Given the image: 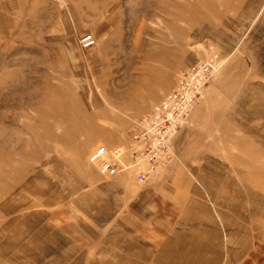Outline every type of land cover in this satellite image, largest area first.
<instances>
[{
	"label": "rangeland",
	"instance_id": "374dc122",
	"mask_svg": "<svg viewBox=\"0 0 264 264\" xmlns=\"http://www.w3.org/2000/svg\"><path fill=\"white\" fill-rule=\"evenodd\" d=\"M207 62L165 168L138 183L88 163ZM162 182L177 225L215 228L207 264L264 250V0H0V264H101L125 190Z\"/></svg>",
	"mask_w": 264,
	"mask_h": 264
},
{
	"label": "crops",
	"instance_id": "0c3cea01",
	"mask_svg": "<svg viewBox=\"0 0 264 264\" xmlns=\"http://www.w3.org/2000/svg\"><path fill=\"white\" fill-rule=\"evenodd\" d=\"M164 183L143 188L134 186L125 190V194L129 195L127 205L113 218L110 226L125 242H118L117 246L114 243L106 245L104 251L109 254L101 260V264H159L160 255H165L164 259H167L163 260V264H207L211 256H206V251H218V237H215L217 232L214 227L208 234L207 229L201 227L184 229L177 225L176 220L181 219L182 212L167 205L170 203L168 195L174 191L165 190L167 184ZM96 230L97 234L107 235L106 230L101 231L88 222V240L95 241ZM212 236L214 239H211ZM160 241H163L162 244ZM116 251L118 254H112ZM179 252L182 254L179 255ZM142 254L150 259L143 262ZM112 255L114 257L110 259ZM115 256L118 258L115 259ZM77 263L100 264L94 258H80ZM239 264H264V250H249Z\"/></svg>",
	"mask_w": 264,
	"mask_h": 264
},
{
	"label": "built area",
	"instance_id": "2783aa9c",
	"mask_svg": "<svg viewBox=\"0 0 264 264\" xmlns=\"http://www.w3.org/2000/svg\"><path fill=\"white\" fill-rule=\"evenodd\" d=\"M93 43L91 36L82 39L84 48L91 47ZM213 70L211 63L207 62L182 74L176 87L163 97L151 114L137 123L127 148L98 147L89 155L88 163L109 178L135 169L138 183L145 182L157 170L165 168L175 157L172 137L200 97Z\"/></svg>",
	"mask_w": 264,
	"mask_h": 264
},
{
	"label": "bare ground",
	"instance_id": "6f19581e",
	"mask_svg": "<svg viewBox=\"0 0 264 264\" xmlns=\"http://www.w3.org/2000/svg\"><path fill=\"white\" fill-rule=\"evenodd\" d=\"M57 103V102H56ZM55 107V106H54ZM56 108V107H55ZM51 109V108H50ZM48 110V109H47ZM57 110H59V109H57ZM54 111V110H53ZM55 112V111H54ZM61 117V116H60ZM61 119V118H60ZM63 119V118H62ZM58 120V119H57ZM56 123H57V121H56ZM53 124H54V122H53ZM76 128L74 127L73 128V130H75Z\"/></svg>",
	"mask_w": 264,
	"mask_h": 264
}]
</instances>
